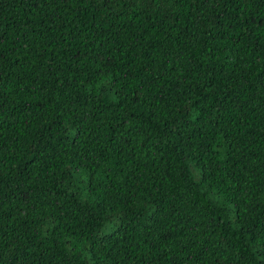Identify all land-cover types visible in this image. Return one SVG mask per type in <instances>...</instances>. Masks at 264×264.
I'll return each instance as SVG.
<instances>
[{
  "label": "trees",
  "instance_id": "16d2710c",
  "mask_svg": "<svg viewBox=\"0 0 264 264\" xmlns=\"http://www.w3.org/2000/svg\"><path fill=\"white\" fill-rule=\"evenodd\" d=\"M0 264H264V0H0Z\"/></svg>",
  "mask_w": 264,
  "mask_h": 264
}]
</instances>
